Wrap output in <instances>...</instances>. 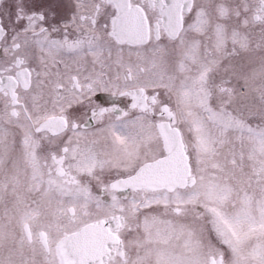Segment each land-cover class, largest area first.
Listing matches in <instances>:
<instances>
[{
    "label": "snow or ice",
    "instance_id": "obj_1",
    "mask_svg": "<svg viewBox=\"0 0 264 264\" xmlns=\"http://www.w3.org/2000/svg\"><path fill=\"white\" fill-rule=\"evenodd\" d=\"M0 264H264V0H0Z\"/></svg>",
    "mask_w": 264,
    "mask_h": 264
}]
</instances>
